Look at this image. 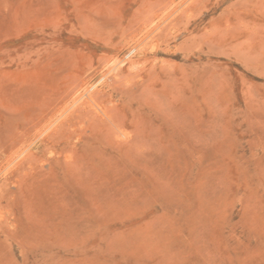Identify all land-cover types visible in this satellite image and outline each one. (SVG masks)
<instances>
[{
    "label": "rangeland",
    "instance_id": "obj_1",
    "mask_svg": "<svg viewBox=\"0 0 264 264\" xmlns=\"http://www.w3.org/2000/svg\"><path fill=\"white\" fill-rule=\"evenodd\" d=\"M0 264H264V0H0Z\"/></svg>",
    "mask_w": 264,
    "mask_h": 264
},
{
    "label": "bare ground",
    "instance_id": "obj_2",
    "mask_svg": "<svg viewBox=\"0 0 264 264\" xmlns=\"http://www.w3.org/2000/svg\"><path fill=\"white\" fill-rule=\"evenodd\" d=\"M133 51H135L134 49H133ZM79 100V99H78ZM75 105V104H74ZM62 123V122H61ZM57 126V125H56ZM64 127V126H63ZM58 128V127H57ZM62 128V127H61ZM57 130V129H56ZM52 133V132H51ZM50 136H52V134L50 135ZM49 136V137H50ZM52 138V137H51ZM55 138V137H54ZM46 140V139H45ZM48 146V145H47ZM50 146V145H49ZM29 156V155H28ZM22 157V156H21ZM33 157V156H32ZM50 157V156H49ZM51 159H52V157H51ZM4 193H6V192H4Z\"/></svg>",
    "mask_w": 264,
    "mask_h": 264
}]
</instances>
